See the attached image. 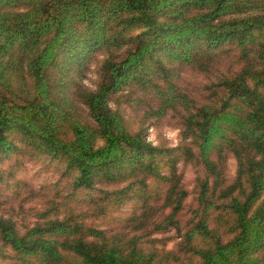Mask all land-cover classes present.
Instances as JSON below:
<instances>
[{"label": "trees", "instance_id": "1", "mask_svg": "<svg viewBox=\"0 0 264 264\" xmlns=\"http://www.w3.org/2000/svg\"><path fill=\"white\" fill-rule=\"evenodd\" d=\"M98 52L96 88L70 87ZM186 70L206 92L183 86ZM169 114L179 146L148 141L143 124ZM26 149L62 162L73 189L108 183L101 200L135 207L118 231L51 217L60 206L25 228L0 214L19 262L264 264V0H0V159ZM181 161L200 173L191 202ZM172 231L176 248L156 245Z\"/></svg>", "mask_w": 264, "mask_h": 264}, {"label": "rangeland", "instance_id": "2", "mask_svg": "<svg viewBox=\"0 0 264 264\" xmlns=\"http://www.w3.org/2000/svg\"><path fill=\"white\" fill-rule=\"evenodd\" d=\"M102 56L98 53L90 56L81 65L74 64L67 74V83L72 86L74 82L85 88L95 89L99 81V67ZM226 71V70H225ZM224 72V70H223ZM207 74L194 70L182 73V83L185 88L195 90V94L206 92L210 82ZM71 89V88H70ZM111 105L118 108L113 100ZM124 115L130 119L131 127L141 126L136 115L126 108L124 102L120 105ZM145 137L155 145L166 144L177 147L181 143V130L178 120L171 114L163 119L146 121L143 124ZM223 164L227 182H232L237 173V162L231 153L223 157ZM178 173L182 176V184L189 192V199L196 196V184L199 170L193 165L184 162L177 164ZM66 167L60 162L47 156H38L36 152L21 150L0 159V214L13 216L21 228L30 226L36 221L38 214L48 206H60L53 216L64 218L75 214H85L83 219L88 225L107 231H118L125 225L126 218L132 213L135 201H127L122 205H109L108 199L101 200V191L112 190L115 186L100 182L91 190H75L71 184V177L66 175ZM54 218V217H53ZM153 238L159 240L156 245L167 250L176 248L179 243L175 232L156 234ZM0 264H25L19 262L15 252L9 247H0ZM35 264V263H30Z\"/></svg>", "mask_w": 264, "mask_h": 264}]
</instances>
